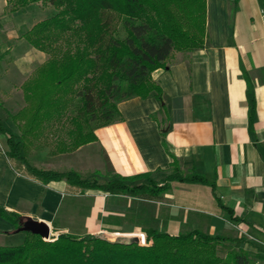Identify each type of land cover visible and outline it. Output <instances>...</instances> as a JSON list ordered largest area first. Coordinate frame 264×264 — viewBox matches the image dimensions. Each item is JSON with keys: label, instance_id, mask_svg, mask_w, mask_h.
<instances>
[{"label": "crops", "instance_id": "1", "mask_svg": "<svg viewBox=\"0 0 264 264\" xmlns=\"http://www.w3.org/2000/svg\"><path fill=\"white\" fill-rule=\"evenodd\" d=\"M243 72L253 85L252 119ZM151 77L161 88L160 98L122 99L117 103L122 118L97 127L96 140L70 152L35 145L27 160L47 170L72 168L83 175L148 171L159 180L171 172L175 156L182 173L194 168L208 183L170 181L167 192L148 199L154 227L165 226L170 233L193 228L209 234L243 233L263 253L258 242L264 231L262 0H206L203 46L172 50ZM12 122V133L18 134ZM0 137V207L24 219L36 217L49 225L50 233L52 226L109 238L142 231L138 225L104 229L100 224L101 215H123L127 203L117 197L129 196L81 190L64 179L42 182L6 154L5 134ZM10 234L24 237L23 230L0 216V235Z\"/></svg>", "mask_w": 264, "mask_h": 264}, {"label": "trees", "instance_id": "2", "mask_svg": "<svg viewBox=\"0 0 264 264\" xmlns=\"http://www.w3.org/2000/svg\"><path fill=\"white\" fill-rule=\"evenodd\" d=\"M34 1L5 0V9L14 12ZM41 1L52 3L57 11L33 23L20 36L48 57L20 84L23 104L8 113L19 133L9 132L0 120L6 154L42 182L64 179L81 190L113 195H162L173 180L208 183L194 168L182 173L175 156L171 172L159 180L151 178L148 171L131 175L107 171L100 180L99 170L91 175L72 168L47 170L26 157L32 146L41 145L46 132L53 134L64 120L69 126L63 134H55L53 152H70L96 140L97 127L122 118L117 106L120 100L149 95L160 98L161 88L151 72L165 66L172 50L203 46L206 0ZM242 74L252 119L253 85L246 73ZM138 179L143 181L133 182ZM0 216L14 228L24 220L3 207ZM119 219L114 214L99 216L104 229L119 224ZM141 229L148 239L145 244L126 237L109 239L101 233L56 231L54 226L48 239L23 230L20 243L0 244V264H264V252L243 235L209 234L199 228L177 233L153 226Z\"/></svg>", "mask_w": 264, "mask_h": 264}, {"label": "rangeland", "instance_id": "3", "mask_svg": "<svg viewBox=\"0 0 264 264\" xmlns=\"http://www.w3.org/2000/svg\"><path fill=\"white\" fill-rule=\"evenodd\" d=\"M264 1V0H262ZM65 3V0L62 1ZM58 7L50 2L37 0L27 3L14 12L6 11L3 0H0V117L3 126L13 132L11 119L6 118L8 113L14 112L23 104L20 83L34 73V69L43 59L48 57L47 53L39 51L31 46L20 34L41 18L50 16L56 12ZM42 56L40 57V55ZM13 123V122H12ZM69 126L64 120L62 126L52 134L51 130L40 138L41 145H48L52 148L56 133L65 132V127ZM1 142L4 139L0 137ZM99 179L105 178L107 171H100ZM94 173L86 174L91 175ZM150 177H153L150 174ZM158 180V179H156ZM142 179L134 180L140 182ZM132 182V183H133ZM159 197V196H158ZM121 203H127L124 214H120L119 224L113 226H155L153 216L150 213V203L148 199L154 198L142 194L138 197H117ZM141 207V209H140ZM118 216V215H116ZM166 227L163 226V229ZM21 234L0 235V244H17L22 241Z\"/></svg>", "mask_w": 264, "mask_h": 264}, {"label": "water", "instance_id": "4", "mask_svg": "<svg viewBox=\"0 0 264 264\" xmlns=\"http://www.w3.org/2000/svg\"><path fill=\"white\" fill-rule=\"evenodd\" d=\"M17 230H28L30 232L39 234L42 238L48 239L50 236V227L47 223L43 221H39L33 217H26L24 220L21 221V225L16 228ZM105 236V235H104ZM107 237V236H105ZM118 237H126L129 239H134L136 240L137 243L141 242V235L139 233H125V234H117L113 238L109 239H114Z\"/></svg>", "mask_w": 264, "mask_h": 264}, {"label": "built area", "instance_id": "5", "mask_svg": "<svg viewBox=\"0 0 264 264\" xmlns=\"http://www.w3.org/2000/svg\"><path fill=\"white\" fill-rule=\"evenodd\" d=\"M241 232H243V230H240ZM134 233H139L140 235H141V237H142V239H141V242L139 243V244H145V243H147V240L148 239H146V234H145V232H143V231H136V232H134ZM245 233V232H244ZM240 235H243V236H245L246 238H248V239H250L251 240V238L250 237H247L245 234H240ZM258 242H259V244H260V246L264 249V231H263V236H262V238L260 239V240H258Z\"/></svg>", "mask_w": 264, "mask_h": 264}]
</instances>
